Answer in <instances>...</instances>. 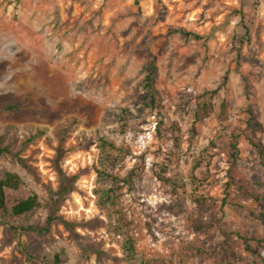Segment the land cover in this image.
I'll use <instances>...</instances> for the list:
<instances>
[{"label": "rangeland", "instance_id": "374dc122", "mask_svg": "<svg viewBox=\"0 0 264 264\" xmlns=\"http://www.w3.org/2000/svg\"><path fill=\"white\" fill-rule=\"evenodd\" d=\"M0 149V264H264V0H0Z\"/></svg>", "mask_w": 264, "mask_h": 264}, {"label": "trees", "instance_id": "16d2710c", "mask_svg": "<svg viewBox=\"0 0 264 264\" xmlns=\"http://www.w3.org/2000/svg\"><path fill=\"white\" fill-rule=\"evenodd\" d=\"M242 28L244 30L245 38H247L248 40V37H247L248 27L246 26V24L243 23ZM174 32H178L180 35H183V36L190 35L189 33L183 30H176ZM193 37L196 39L200 38L198 35H193ZM143 69H144V75L141 80L143 101H145V104H148L150 107L154 108L157 106V93L153 85V78H154V74L156 70V65L154 64L153 61H149L144 65ZM214 93H215L214 90H208V91L202 92L200 95L197 96L201 98V100L197 103L198 108L205 114H207L211 108L208 99ZM126 116H127V110L122 109L119 114V118L122 119L121 121L122 126L125 125ZM253 124H255V122H253ZM211 144L214 145V142L211 141ZM101 145L104 147L106 146V149H107V151L104 150L105 158L102 160V164L105 165V162H109V163L113 162L112 154L110 151V150H113V145L104 140H101ZM231 146L232 148H235V143L234 142L231 143ZM0 152H1V149H0ZM206 152L207 150L200 152V154L193 160L192 169L196 168L204 161ZM260 152L261 151L259 150V153ZM60 156H61V153H58V158ZM98 174L101 175L104 173L101 171H98ZM108 176H110V178L112 179V183L114 184V186H109L103 191V199L105 202H108L111 204L113 202L114 197H116L115 190L117 189L116 186L119 180L115 176H111V175H108ZM70 181L71 179L69 177L62 175L61 183H60L58 190L51 193V201L53 203H56L59 197L62 194H64L66 191H68V189L70 188ZM20 183H21V180L19 176L14 173L7 172L5 173L4 178L0 179V208H2L3 210H9L10 214L14 216L25 215L39 206V202L35 194H32L30 196H27L25 198H21L15 201L13 205H11L8 209L7 207L4 206L3 187L14 189V188H17ZM132 249H133V241L131 240V238H127L124 244V251L126 253H131Z\"/></svg>", "mask_w": 264, "mask_h": 264}]
</instances>
